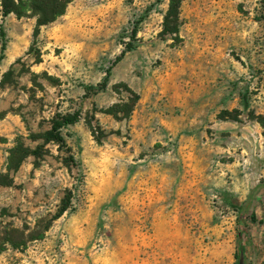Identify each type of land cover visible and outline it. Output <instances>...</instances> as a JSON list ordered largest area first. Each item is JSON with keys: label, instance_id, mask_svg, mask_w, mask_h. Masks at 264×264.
I'll return each mask as SVG.
<instances>
[{"label": "rangeland", "instance_id": "374dc122", "mask_svg": "<svg viewBox=\"0 0 264 264\" xmlns=\"http://www.w3.org/2000/svg\"><path fill=\"white\" fill-rule=\"evenodd\" d=\"M169 2L0 9V173L81 115L0 186V264H264V0H184L179 41Z\"/></svg>", "mask_w": 264, "mask_h": 264}, {"label": "trees", "instance_id": "16d2710c", "mask_svg": "<svg viewBox=\"0 0 264 264\" xmlns=\"http://www.w3.org/2000/svg\"><path fill=\"white\" fill-rule=\"evenodd\" d=\"M73 0H0V9L3 17L15 15L18 19L25 17L36 18V28L34 37H38L42 27L56 22L59 18L64 16L67 12L69 5ZM184 0H170L168 11L164 17V30L163 34L173 37L175 41L180 40V10ZM135 32V31H134ZM136 33V32H135ZM2 50L4 51L6 45V35L1 31ZM139 97L133 95L131 102L135 105ZM133 105L129 107L126 112V118L131 116L133 112ZM81 120V115L76 112L73 114L57 115L52 121V127L47 131L41 139L44 144L35 149L27 147L23 142L18 141L16 145L9 151L7 159L6 172L0 173V186L11 187L14 185V177L19 172L23 163L29 157H34L40 160L45 155V146L54 143L60 147L65 144L62 130L68 126L75 125ZM92 128V125L90 124ZM40 139L37 136H33ZM70 209V199L63 200V207L59 211L54 220L59 219ZM253 221H256L254 216Z\"/></svg>", "mask_w": 264, "mask_h": 264}, {"label": "crops", "instance_id": "0c3cea01", "mask_svg": "<svg viewBox=\"0 0 264 264\" xmlns=\"http://www.w3.org/2000/svg\"><path fill=\"white\" fill-rule=\"evenodd\" d=\"M258 213V212H257ZM264 213V212H263ZM261 220L263 219V218H260ZM261 223H262V226H263V228H264V220L263 221H261Z\"/></svg>", "mask_w": 264, "mask_h": 264}]
</instances>
